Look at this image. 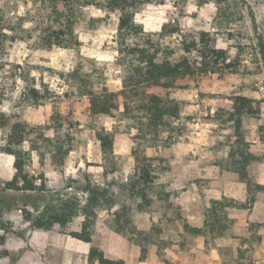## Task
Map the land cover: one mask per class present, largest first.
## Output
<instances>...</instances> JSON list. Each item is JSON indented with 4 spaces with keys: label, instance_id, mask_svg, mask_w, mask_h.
<instances>
[{
    "label": "rangeland",
    "instance_id": "obj_1",
    "mask_svg": "<svg viewBox=\"0 0 264 264\" xmlns=\"http://www.w3.org/2000/svg\"><path fill=\"white\" fill-rule=\"evenodd\" d=\"M41 1L0 0V113L10 124L27 125L25 172L37 187L5 188L15 171L13 157L0 152V264H87L91 246L124 264H210L211 247L218 264H264V107L259 120L242 118L239 136L228 121L231 97L264 101V0L141 7L134 16L141 32L128 44L147 45L157 61L186 59L195 68L201 59L192 45L207 32L228 61L238 62L239 73L138 87L129 82L132 57L117 52L116 13L77 7L79 45L46 50L37 44L48 20ZM28 88L46 90L44 102L27 104ZM103 90L114 94L115 107L110 115H92L87 92ZM150 95L175 100L179 113L156 133L139 134L144 119L137 107ZM105 132L117 139L113 155L101 152L97 134ZM4 137L0 129V147ZM237 147L257 159L246 168L248 187L231 171ZM135 156L149 161L147 186ZM214 201L223 205L220 224L227 229L220 237L205 230L201 249L182 204H194L193 222L203 228ZM71 210L76 214L60 225L57 217ZM86 222L90 243L69 235Z\"/></svg>",
    "mask_w": 264,
    "mask_h": 264
},
{
    "label": "trees",
    "instance_id": "obj_2",
    "mask_svg": "<svg viewBox=\"0 0 264 264\" xmlns=\"http://www.w3.org/2000/svg\"><path fill=\"white\" fill-rule=\"evenodd\" d=\"M201 3H206V0H200ZM46 6V25L40 28L37 36V44L40 48L50 50L53 47L72 49L79 45L77 37L74 33V23L78 16L77 7L86 6H102L118 15L117 23V52L126 56L132 57L130 63L129 82L134 87L141 85H167V82H173L177 78L187 75H204L208 73L229 72L239 73L238 62L236 60L228 61L226 52L218 49L214 45V39L207 32L198 34L192 48L199 47L200 63L191 68V65L185 59L179 63L171 62L167 59L157 61L156 52H149L147 45L140 43L128 44L129 38L136 36L141 32L140 26L134 22V16L143 7L148 4H158L162 0H42ZM189 51V49L187 50ZM136 59V64L133 61ZM40 93L35 88H28L25 92L24 100L29 105H39L46 99L45 94ZM86 95V94H85ZM89 97V111L92 115H110L115 107V96L108 93L106 90L100 93L87 92ZM264 101L251 99L242 95L231 97V105L228 121L233 123L235 136L240 135L242 118L251 120H259L262 116ZM138 111L142 113L144 122L139 128V134L148 130L156 133L157 130L167 123L168 119H176L179 113L178 102L175 100L163 99L158 96L150 95L143 98L138 107ZM142 118H140L141 121ZM0 129L5 130L4 145L0 147V152L13 157V169L15 171L12 180L4 185L5 188L12 191H35L37 187L34 185V180L25 172L27 162V151L23 150L22 145L25 142L28 134V127L23 122L9 123V120L4 114L0 113ZM97 139L100 143V149L103 156L113 155L117 150V139L112 133L105 132L97 134ZM234 142V141H233ZM231 142V144L233 143ZM231 149L235 146L231 145ZM239 156V160L234 157ZM230 157L231 171L235 172L239 181L245 187L249 186L247 179V166L257 159L250 153H243L238 149L236 152L231 151ZM136 161V171L138 179L147 186L151 182L149 172V161L147 158L134 157ZM264 192V187L261 188ZM223 209L221 201H214L209 210L207 220H204L203 228H190L194 235L210 233L215 237L222 236L227 226L220 224V213ZM76 212L71 210L66 218L57 217V222L64 225L66 220L71 219ZM187 228V225H183ZM90 222L83 223L80 232H72L69 235L78 241L90 243L91 237L89 234ZM87 264H124L123 260L112 259L99 250L91 246L87 253Z\"/></svg>",
    "mask_w": 264,
    "mask_h": 264
},
{
    "label": "crops",
    "instance_id": "obj_3",
    "mask_svg": "<svg viewBox=\"0 0 264 264\" xmlns=\"http://www.w3.org/2000/svg\"><path fill=\"white\" fill-rule=\"evenodd\" d=\"M192 200L194 201L195 199L192 198ZM183 209L185 210L184 212V216L186 217V222L188 224L189 227L192 228H196L199 229L201 228L200 226H198L197 224H195L193 222V218L194 216L197 217V212H196V208L194 207V204L190 207L187 204H182ZM194 241L196 243V246L198 248L203 249L204 248V244H205V238H204V234L201 235H194ZM218 245V244H217ZM210 253H211V257L212 260L210 261V264H218V259H219V255H218V249L216 247H211L210 248Z\"/></svg>",
    "mask_w": 264,
    "mask_h": 264
}]
</instances>
